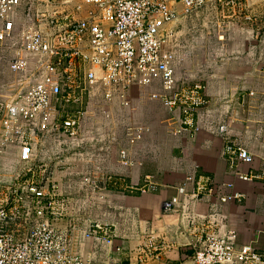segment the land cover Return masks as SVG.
Segmentation results:
<instances>
[{
	"label": "crops",
	"instance_id": "obj_1",
	"mask_svg": "<svg viewBox=\"0 0 264 264\" xmlns=\"http://www.w3.org/2000/svg\"><path fill=\"white\" fill-rule=\"evenodd\" d=\"M235 4L216 1L185 15L182 5L174 3L180 18L166 28L171 34L165 49L176 57L178 89L198 85L205 101L196 115L198 132L177 134L186 117L181 111L170 114L161 99L153 98L166 94L159 82L135 85L128 107L118 97L107 102L100 86L94 98L70 109H83L86 115L69 159H56L63 154L54 142L64 148L60 139L42 145V155L55 158L52 168L64 161L75 170L56 172L62 192L74 204L71 218L60 221L59 227L71 228L72 252L88 264H195L207 231L223 237L234 232L239 247L251 246L264 257V0ZM89 10L85 7L79 17H87ZM9 59L0 62L7 65ZM9 77L14 86L17 77ZM222 126L228 128L226 135L219 133ZM134 129L143 133L138 131L132 140L129 133ZM229 144L247 149L254 164L233 162L225 154ZM122 152L131 166L122 165ZM18 157V148L2 156L0 177L16 175ZM80 174L105 189L99 191L104 201L87 182L88 194L82 197ZM239 174L259 179L247 182ZM149 178L156 190L141 194L138 189ZM198 187L206 190L190 198ZM232 193L243 195V200L223 202ZM174 198L180 204L166 211L164 205ZM96 224L109 232L112 242L86 236ZM14 229L18 237L26 234L23 225ZM151 237L161 250L157 258L140 263L139 249Z\"/></svg>",
	"mask_w": 264,
	"mask_h": 264
},
{
	"label": "built area",
	"instance_id": "obj_2",
	"mask_svg": "<svg viewBox=\"0 0 264 264\" xmlns=\"http://www.w3.org/2000/svg\"><path fill=\"white\" fill-rule=\"evenodd\" d=\"M216 1L236 5L235 0H0V61L10 56L8 71L17 77L14 86L0 90V160L10 148H18L20 167L15 176L0 177V264H88L72 252L71 228L59 227L74 210L56 172L75 170L64 161L52 168L40 157L49 139L76 145L86 112L70 109L94 98L98 87L104 88L107 102L118 97L128 107L135 85L159 82L166 94L153 98L161 99L170 114L181 111L186 117L177 134L198 132L196 115L205 101L198 85L178 89L176 57L165 49L171 34L166 28L180 18L174 3L190 15ZM85 7L93 10L80 18ZM138 131L143 133L130 131L132 140ZM219 133L226 135L228 128L222 126ZM225 154L233 162L254 164L253 155L238 144L227 145ZM121 163L132 165L127 153H121ZM239 176L247 182L259 179ZM87 186L105 200L99 192L105 189L97 182L88 180ZM138 190L151 193L156 185L149 178ZM204 190L198 187L189 197L199 198ZM242 200L243 195L232 193L223 202ZM179 204L174 198L165 210L171 212ZM21 225L26 234L18 237L14 227ZM86 236L112 242L109 232L97 224ZM236 240L234 232L223 237L207 231L194 263L264 264L263 255L251 246L239 247ZM160 250L151 237L139 249V262L157 258Z\"/></svg>",
	"mask_w": 264,
	"mask_h": 264
},
{
	"label": "rangeland",
	"instance_id": "obj_3",
	"mask_svg": "<svg viewBox=\"0 0 264 264\" xmlns=\"http://www.w3.org/2000/svg\"><path fill=\"white\" fill-rule=\"evenodd\" d=\"M225 3H228L227 1L225 2ZM80 15V14H79ZM5 62H7V61H5ZM5 62H4V64L3 63H1L0 62V90H3L4 88L5 89H8L11 85H13L12 83H13V81H11L10 82V80H12V78H10L9 76H15V75H13L10 71L9 72H7V66H8V64L6 65L5 64ZM14 79V78H13ZM14 85H15V83H14ZM13 92H15V91H13ZM14 94H16V92L14 93ZM55 142V144H56V146H57V148L56 149H58V151H60L61 153H63L62 155H60V154H58V156L56 157V159H61L62 157H63V159H69L68 158V154H69V152H70V149H72V147L71 146H65L64 145V142L61 140V142H62V146L64 147V148H62L61 146H59L60 144L57 142V141H54ZM74 149V148H73ZM66 152H67V154H66ZM47 153V152H46ZM67 155V156H66ZM51 156V154H49V153H47L46 155L45 154H43L42 155V153H41V157H40V159L42 160V161H44V162H46V163H49V165H53V162H54V159L55 158H49ZM48 157V162H47V160H46V158ZM81 180L79 181V185H81V187L79 188V191L80 192H83V194H84V196H82V197H85L86 196V194H88V191H85V186H84V184L86 183V182H88L87 181V179L88 178H86V175L85 174H80L79 176H78ZM84 190V191H83Z\"/></svg>",
	"mask_w": 264,
	"mask_h": 264
}]
</instances>
